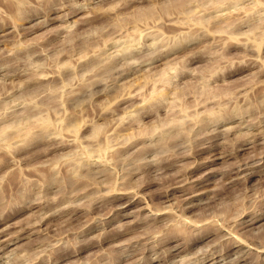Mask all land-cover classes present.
<instances>
[{
  "label": "rangeland",
  "instance_id": "rangeland-1",
  "mask_svg": "<svg viewBox=\"0 0 264 264\" xmlns=\"http://www.w3.org/2000/svg\"><path fill=\"white\" fill-rule=\"evenodd\" d=\"M0 248L264 264V0H0Z\"/></svg>",
  "mask_w": 264,
  "mask_h": 264
},
{
  "label": "bare ground",
  "instance_id": "bare-ground-1",
  "mask_svg": "<svg viewBox=\"0 0 264 264\" xmlns=\"http://www.w3.org/2000/svg\"><path fill=\"white\" fill-rule=\"evenodd\" d=\"M16 2H17V3H21V2H23V0H16ZM147 29H148V28H147ZM252 161H253V160H252ZM245 163H246V162H244L243 164H245ZM247 164H249V163L247 162L246 165L243 166V168H244L245 166L249 168V166H247ZM253 164H255V163H253ZM240 165H241V164H240ZM240 165H239V166H240ZM251 165H252V164H251ZM241 167H242V166H241ZM241 167H240L239 169H241ZM255 167H256V166H255ZM248 168H247V169H248ZM237 169H238V167H237ZM244 169H245V168H244ZM242 170H243V169H242ZM249 171H250V170H249ZM254 171H256L255 168H254ZM239 173H240V172H239ZM239 173H238V174H239ZM245 173H246V172H245ZM245 173H244V174H245ZM252 173H253V172H252ZM236 174H237V173H236ZM239 175H240V174H239ZM241 175H243V174H241ZM244 176H245V175H244ZM246 176H247V175H246ZM233 177H235V179L237 178L236 175H234ZM233 177H231V178L233 179ZM177 186H178V185H177ZM186 192L188 193V191H186ZM191 192L194 193L195 195L197 194V193H195V190H194V192H193V191H191ZM191 192H190V193H191ZM182 193H183V192H182ZM198 193H199V192H198ZM188 194H189V193H188ZM194 194H193V195H194ZM185 195H187V194H185ZM193 195L191 194V197H193ZM188 197H189V195L187 196V198H188ZM194 197H195V196H194ZM189 199H190V197H189ZM128 200H130V199H128ZM125 203H126V202H125ZM125 203H124V204H125ZM187 204H188V203H187ZM120 206H121V205H120ZM243 221H244V220H243ZM241 222H242V221H241ZM245 222H246V221H245ZM248 222H249V221H248ZM251 222H253V221H251ZM253 223H254V222H253ZM240 224H242V223H240ZM245 224H246V223H245ZM250 224H252V223H249V225H250ZM247 227H248V226H247ZM252 228H253V225H252ZM247 229H248V228H247ZM0 249H1V248H0ZM2 257H3V256H2ZM2 257H1V258H2ZM1 258H0V259H1ZM262 259H263V258H262ZM236 263H238V262H236Z\"/></svg>",
  "mask_w": 264,
  "mask_h": 264
}]
</instances>
